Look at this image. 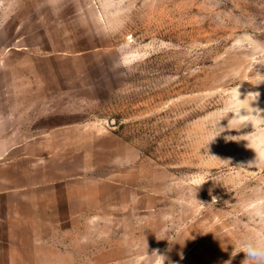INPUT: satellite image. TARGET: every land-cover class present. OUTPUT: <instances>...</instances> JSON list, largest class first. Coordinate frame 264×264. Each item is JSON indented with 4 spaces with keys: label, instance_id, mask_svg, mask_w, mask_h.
Instances as JSON below:
<instances>
[{
    "label": "rangeland",
    "instance_id": "374dc122",
    "mask_svg": "<svg viewBox=\"0 0 264 264\" xmlns=\"http://www.w3.org/2000/svg\"><path fill=\"white\" fill-rule=\"evenodd\" d=\"M0 163L104 206L114 252L82 263L242 264L264 245V0H0Z\"/></svg>",
    "mask_w": 264,
    "mask_h": 264
},
{
    "label": "crops",
    "instance_id": "0c3cea01",
    "mask_svg": "<svg viewBox=\"0 0 264 264\" xmlns=\"http://www.w3.org/2000/svg\"><path fill=\"white\" fill-rule=\"evenodd\" d=\"M6 168L0 163V264H85V256L114 252L113 245L100 246L114 236L96 231L110 223L100 203L81 199L68 181L51 186L8 182ZM12 168L17 178L27 176L19 164ZM45 188L51 189L41 192Z\"/></svg>",
    "mask_w": 264,
    "mask_h": 264
},
{
    "label": "clouds",
    "instance_id": "9594fccd",
    "mask_svg": "<svg viewBox=\"0 0 264 264\" xmlns=\"http://www.w3.org/2000/svg\"><path fill=\"white\" fill-rule=\"evenodd\" d=\"M252 94H255L256 99L259 96V93ZM240 117L244 118L245 116ZM241 251L245 253L246 256V259L242 262V264H264V245L257 244L253 241L245 240L242 242V246L239 252ZM237 253L238 252H236V254ZM228 264H231V262L229 261Z\"/></svg>",
    "mask_w": 264,
    "mask_h": 264
}]
</instances>
